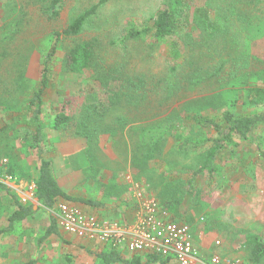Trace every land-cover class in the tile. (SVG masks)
<instances>
[{"label":"rangeland","instance_id":"374dc122","mask_svg":"<svg viewBox=\"0 0 264 264\" xmlns=\"http://www.w3.org/2000/svg\"><path fill=\"white\" fill-rule=\"evenodd\" d=\"M99 1L0 0V166L6 171L13 169L14 173L11 174L17 179L14 187L2 184L5 188H0V229L9 226V217L16 208V201L21 202L17 189H27L34 184L40 166L31 148L25 144L17 145L16 140L23 137L24 129L14 119H10L9 113L14 110L25 117L30 115L28 103L40 86L42 64L52 48L53 34L65 30L74 19ZM167 2L109 0L88 20L80 35L66 38L60 43L53 66V78L44 99L43 124L47 134V149L49 147L54 151L53 161L61 175L66 171L67 160L70 167L76 163L73 166L75 170H81L85 161L82 155L88 153L87 149L96 145H109L121 157L118 169L122 174L128 171L125 167H129L133 181L145 193L147 191L148 195L157 197L166 206H173L174 209L169 210L178 223H188L187 219L183 220L184 215L189 217L193 214L197 218L204 216L208 218V229L211 231L224 218L221 208L230 191L238 189L236 181L240 182V189H259L261 203H264V160L256 152L252 153L255 143H261L264 148V127L258 129L256 138L253 137L233 158L230 153L220 156L216 176L211 178L204 172L190 184L194 173L204 164L205 153L209 148V145L194 148L192 144L213 138L216 132L194 124L188 118V111H197L222 125L223 115L228 109L222 102V94L232 87L240 88L238 77L244 84L248 83L247 86L264 87V64L251 60L248 67H245L246 62L236 67V63L230 62L216 78L199 75L205 79L183 83L181 88H169L178 81V77H171L172 62L166 46L155 47L150 36H129L134 27L151 28L153 17ZM222 5L221 1L215 2L213 6L211 4L213 20L224 22L220 16ZM190 7L192 11L194 6ZM54 12L58 14L54 15ZM231 31L238 32L240 39V24L231 27ZM194 35L198 38L200 30ZM219 40L214 38L213 42L218 43ZM228 40L234 39L228 37ZM85 42L91 43L93 47L94 62L86 71L72 73L68 70L67 58L76 45ZM256 47L260 54H264V41L257 43ZM234 53L236 50L231 52ZM194 55L198 58L200 52L196 51ZM255 56L264 61L256 53ZM202 62L209 74L215 71L217 62L214 57L204 58ZM231 111L237 115H250L260 109L247 108L240 99ZM59 113H64L71 121L66 126L56 128L54 120ZM161 124L172 125L175 132L159 133L162 136L158 145L150 147L148 131ZM127 127L125 131L130 143L126 141L118 144L115 139L104 136H115ZM70 140L74 141L68 142ZM181 142L190 143L186 151L180 149ZM67 145H73V148L65 149ZM68 152L72 154L67 155ZM20 153H23V157ZM243 154L247 158V165L240 174ZM73 155L81 156V165ZM91 157L95 161L98 153L94 151ZM5 160L7 163L4 164ZM23 160H27L25 166L21 163ZM103 169L115 170L116 167L107 161L97 171L87 170L85 177L90 182L96 181ZM129 183L123 180L122 189H135ZM38 208L37 214L16 224L11 234L0 236V264H103L96 256L84 252L80 254L75 248L63 257L60 254L62 241L53 245L42 240L50 224L49 215L53 212L43 206ZM261 220V223H253L251 219H235V223L221 228V232L228 228L235 229L229 235V242L234 247L240 245L241 260L246 264H257L253 260V245L249 244V240L256 238L264 243V215ZM219 237L220 234L217 239ZM124 256L133 257L129 254ZM242 261L238 262L243 264ZM259 264H264V258Z\"/></svg>","mask_w":264,"mask_h":264},{"label":"trees","instance_id":"16d2710c","mask_svg":"<svg viewBox=\"0 0 264 264\" xmlns=\"http://www.w3.org/2000/svg\"><path fill=\"white\" fill-rule=\"evenodd\" d=\"M217 1H221L223 4L220 16L223 17L224 22L211 18V4L213 6ZM217 1L168 0L166 6L153 17L154 24L151 28L141 27L137 29L134 27L130 31L129 36L131 38L150 36L155 47L166 46L168 57L172 62L171 77H178V81L171 84L169 88L171 86H174V89L176 86L181 88L183 83H194V79H197L196 82H198L199 75L216 78L230 62L236 63V67H239L242 62H246L245 67H248V62L251 60L264 64V61L255 56L256 53L264 58V54H260L256 47L257 43L264 41V6H262L264 0ZM108 2L109 0H100L96 5L74 19L65 30L53 34L52 48L45 56L42 64L40 86L29 101L31 116L27 122L25 138L29 147L36 151L40 160L39 176L35 181L36 199L49 210H55L59 198L76 202L61 189L52 162L45 158L43 106L46 92L53 78V66L58 55V48L64 39L80 35L88 20L95 16ZM190 5L194 6L192 11ZM57 14L54 12V15ZM237 24H240V39L238 32L236 34L231 31V27H235ZM199 30L200 36L195 38L194 32ZM228 37L234 40H228ZM214 38H219V42L214 43ZM235 50L236 53L231 54ZM196 51L200 52L198 58H195L194 55ZM209 57H214V61L217 62L212 74H209L202 65L203 59ZM94 59L95 53L91 43H80L71 50L67 58L68 70L72 73L86 71L93 64ZM238 79L240 88L232 87L233 89L225 91L221 96L223 104L228 107L223 115L222 125L215 119L201 115L197 111L192 113L188 111V118L194 124L206 130L213 129L216 132L215 137L192 144L194 148L210 146L205 153L204 164L194 173L190 184H193L196 177L205 171L209 173L211 178L216 176L218 174L217 160L220 156L224 153L236 156L245 144L250 143L253 137L256 138L257 130L264 127V87L261 85L247 86L248 83L244 84L240 77ZM239 84L234 83L233 85ZM240 99L243 100L245 107L260 109V111L250 115H237L232 112L231 109L236 106ZM70 121V117L64 113H59L55 117L54 124L56 128H61L68 125ZM172 128V125L163 124L150 128L148 131L150 147L158 145L160 136H162L159 133L175 132ZM254 145H256V154L264 160L263 146L259 142ZM189 146L190 143L181 142L179 147L182 151H186ZM9 172L14 173V170L10 168ZM0 188L5 187L0 184ZM6 190L11 193L10 190ZM87 203L93 204L92 202ZM16 205L17 209L9 217V226L0 229V236L11 234L16 224L22 223L34 215L33 207L21 205L19 201H16ZM57 227V222L52 220L42 240L58 234ZM249 244L254 246V260L257 263L260 262L264 258V243L256 238H250ZM95 256L103 264H168L169 261V259L161 258L158 255H146L145 260L140 256L126 258L121 251L113 247L102 253H95ZM28 264H34V262Z\"/></svg>","mask_w":264,"mask_h":264},{"label":"crops","instance_id":"0c3cea01","mask_svg":"<svg viewBox=\"0 0 264 264\" xmlns=\"http://www.w3.org/2000/svg\"><path fill=\"white\" fill-rule=\"evenodd\" d=\"M41 81V79H40ZM37 92V91H36ZM33 97V96H32ZM31 97V98H32ZM45 99V98H44ZM30 101V100H29ZM44 108V106H43ZM28 111H29V103H28ZM44 111V109H43ZM10 112V111H9ZM8 113V112H5ZM30 113V111H29ZM11 118L14 119L16 122H18L19 125L24 129L23 137L16 140V143L18 146H23L24 144L29 147L28 142L26 141V129H27V122L31 116H26L22 114L21 112H15L14 110L10 113ZM44 115V113H43ZM43 118V117H42ZM44 125V124H43ZM125 128V127H124ZM122 129V128H120ZM119 129V130H120ZM128 127L124 130H121L118 134H113V136L104 135L108 139H115L118 144H123L124 142L130 143L128 140V135H126V131ZM213 130V129H210ZM44 140H45V158L49 159L52 164L53 168L56 173V177L58 180V183L61 187V189L72 199H75L74 201H67L64 198H59L56 202V208L55 210H49L45 208L37 199H32L31 203L23 204L20 202L21 205H24L26 207H33L34 208V215L39 212V208L43 206L45 209L52 211L53 213L50 214V224L52 223V220H55L57 222V229L58 234L50 236L48 239H44L45 241H49V243H52L54 245L55 242L62 241L61 244V252L60 254L63 255V257H66L71 250L74 248L79 251L80 254L83 252L88 255L95 256V253H102L103 251L112 248L109 244H106L102 241H90L86 239H82L76 235H71L63 231V229L59 225V205L67 202L72 205H75L78 207L83 213L87 215H95L100 218L111 220V221H121V222H135L137 220L138 215V209H137V199L135 197L136 189H122L123 187V180H126L129 182L130 179H134V177L130 174V168L126 172H122L118 169L121 166V157L119 155H116V153L113 152V148L109 147V145L104 146H95L94 148L87 149L88 153L86 155H82L84 160V164L81 167V170L76 171L73 166H76V163L70 167L69 160H65V168L66 171H64L61 175L59 174L58 169L55 167V163L53 161V152L51 148L48 147L47 149V134L44 130ZM78 140V139H75ZM74 140H70L68 142H71ZM205 141V140H204ZM13 143V141H12ZM207 146V145H206ZM210 146V145H209ZM31 148V147H29ZM73 145H67L65 149H72ZM172 149V146L169 147ZM168 148V149H169ZM1 149V148H0ZM174 149V146H173ZM25 150V149H24ZM31 150L35 154L36 162H39L40 160L36 154V151L31 148ZM98 153V158L94 161V159L91 157L94 153ZM167 152V151H166ZM168 152H170L168 150ZM255 148L252 150V153L254 154ZM104 153V154H103ZM252 153H248V155H253ZM72 152H68L67 155H71ZM103 154V156H102ZM20 155L23 157V153H20ZM164 155H167V153H164ZM175 155V154H174ZM77 159H79V165L82 164V158L81 156L73 155ZM176 156V155H175ZM245 154L242 155L241 158V168L238 173H242L246 168L245 160H247ZM232 158L234 156H231ZM20 158V156H19ZM237 158V157H235ZM174 158L172 159V161ZM233 160V159H232ZM108 163H113L116 167L115 170H109V169H103V171H100V177L95 181V179L90 182L87 180L85 175H87V170L90 172L92 169L96 170ZM74 163V161H72ZM220 162V158L217 160V167L219 172V166L218 163ZM22 165L25 166L27 163V160H23ZM101 165L100 167H98ZM129 165H130V158H129ZM78 166V165H77ZM102 170V169H101ZM242 170V171H241ZM241 171V172H240ZM207 172V171H205ZM128 173V175L126 174ZM208 173V172H207ZM209 175V173H208ZM132 176V178H131ZM194 176V175H193ZM210 176V175H209ZM211 177V176H210ZM89 178V177H88ZM130 178V179H129ZM38 179V178H37ZM114 182V183H113ZM91 183V184H90ZM233 183V182H232ZM130 184V183H129ZM236 185H239L238 189H235L234 191H230L229 195L227 196V199L224 201V204L221 208V211L224 215V218L219 222L216 223V229L209 231L208 229V218L200 217H194L192 214L189 217H186L187 215H184V219L188 220L189 225L192 226L195 234V245L196 248L200 251V254L204 257L205 260H208L212 257V255H220L221 257H229L232 260L235 261H242L241 260V253H240V245L234 247L229 242V235L235 231V229L228 228L224 230V232H221L222 226H227L230 223H235V219L237 221L251 219L253 223H261L262 215H264V203H261L260 197H259V189L252 190L251 189H240V182L236 181ZM234 184V185H235ZM128 185V184H127ZM130 190V191H129ZM143 191V189H141ZM146 190V189H144ZM21 192V189H18V196ZM131 193V194H130ZM147 193V191H146ZM14 194V193H13ZM148 194V193H147ZM154 197V196H152ZM35 198V197H34ZM157 199V197H156ZM20 200V197H19ZM158 200V199H157ZM21 201V200H20ZM87 202H92L93 204H88ZM161 210L165 211V218H167L170 221L178 222L177 218L174 214L171 213L169 210L170 208H173L172 205H165L160 199L158 200ZM34 204V205H33ZM17 209V205L15 210ZM174 209V208H173ZM14 210V211H15ZM13 211V212H14ZM217 211V210H216ZM210 221V225L212 226L213 221V213ZM184 213V212H182ZM177 215V214H176ZM11 216V215H10ZM33 216V215H32ZM31 216V217H32ZM30 218V217H29ZM27 220V219H26ZM25 220V221H26ZM230 220V221H228ZM216 221V220H215ZM227 221V222H226ZM24 222V221H23ZM48 227V228H49ZM47 228V230H48ZM46 230V231H47ZM46 231L43 236H45ZM220 234V239H217V235ZM42 236V237H43ZM41 237V239H42ZM221 241V245L217 246L216 241ZM232 246V247H231ZM254 249V246H253ZM122 254H128L126 251H121ZM130 255V254H129ZM146 255L151 254H139L135 256H140L142 258H145ZM80 256V255H78ZM133 256V255H131ZM134 257V256H133ZM77 259V258H76ZM96 260V259H95ZM94 260V262H95ZM254 260V257H253ZM243 264H246L244 261H242ZM255 263H257L254 260ZM240 263V262H239ZM168 264H177V262L173 259H169ZM242 264V263H241ZM259 264V262L257 263Z\"/></svg>","mask_w":264,"mask_h":264},{"label":"built area","instance_id":"2783aa9c","mask_svg":"<svg viewBox=\"0 0 264 264\" xmlns=\"http://www.w3.org/2000/svg\"><path fill=\"white\" fill-rule=\"evenodd\" d=\"M16 182L17 179L0 166V184L14 187ZM129 182L136 189L138 215L135 222L111 221L87 215L75 205L64 202L58 207L60 227L68 234L90 241H102L133 256L158 255L173 259L177 264H241L215 254L205 260L196 248L192 226L165 218L166 213L161 210L158 200L142 191L133 179ZM20 189L21 203L29 204L32 199H36L35 183L27 189ZM216 245L220 246L221 241H216Z\"/></svg>","mask_w":264,"mask_h":264}]
</instances>
